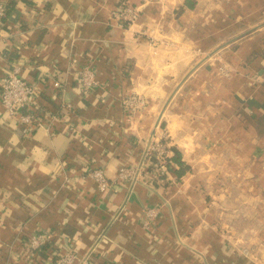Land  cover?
<instances>
[{"label": "crops", "instance_id": "1", "mask_svg": "<svg viewBox=\"0 0 264 264\" xmlns=\"http://www.w3.org/2000/svg\"><path fill=\"white\" fill-rule=\"evenodd\" d=\"M119 1L15 0L0 21V91L20 66L40 119L9 117L0 97V264L68 250L95 264H264V0H130L128 27ZM133 93L147 104L130 116ZM162 128L190 166L179 180L98 187L92 170L145 165Z\"/></svg>", "mask_w": 264, "mask_h": 264}, {"label": "built area", "instance_id": "2", "mask_svg": "<svg viewBox=\"0 0 264 264\" xmlns=\"http://www.w3.org/2000/svg\"><path fill=\"white\" fill-rule=\"evenodd\" d=\"M9 0H0V21L6 16V5ZM140 11L134 6L130 0H120L114 11V16L119 24L124 27L131 26L137 20ZM222 68H225L223 66ZM227 69V68H226ZM229 74V70H225ZM78 79L82 94L88 96L91 90L98 84V79L94 69L90 65H84L78 71ZM264 84V78H263ZM55 86L62 89V84L55 81ZM35 93L34 85L23 76L21 67L16 66L7 76L2 79L0 97L2 105L6 113L11 118L21 121L26 126H34L40 119L38 113L32 111L34 105L33 95ZM127 114L134 116L138 111H141L147 104L145 97L133 93L126 96L124 99ZM45 117L56 119L57 115L45 112ZM161 135L155 139L149 147L148 153L153 159H148L145 165L133 166L123 165L120 167L115 178H110L106 170L98 167L90 172V176L95 180L101 190H107L124 181H139L149 177V182H155V178L159 175H170V167L175 166V163L167 156L171 154L170 146L168 145L167 131L162 128ZM146 166V167H145ZM152 166V169L150 168ZM147 176V178H146ZM160 209L157 207L148 208L146 211V224L154 222L159 215ZM49 238L48 234H38L30 237L26 243L28 250L36 251L40 249ZM55 264H95L90 256L80 255L73 250H68L58 254Z\"/></svg>", "mask_w": 264, "mask_h": 264}, {"label": "trees", "instance_id": "3", "mask_svg": "<svg viewBox=\"0 0 264 264\" xmlns=\"http://www.w3.org/2000/svg\"><path fill=\"white\" fill-rule=\"evenodd\" d=\"M14 1L15 0H10L7 5H6V16L3 17L2 19H6V17L8 16V14L10 13L11 9L14 6ZM153 159V157L151 156L150 153L147 154V160L148 159ZM167 159L173 161L175 163V166L170 167V172H173L176 177L177 180H179L189 169L190 166L189 164L185 163L182 159V155L180 153L179 150L175 149L173 154H170L169 156H167ZM152 169V166L150 167ZM171 178L169 175L167 174H163V175H159L157 178H155V182L154 185H162L164 187H166L169 183H171Z\"/></svg>", "mask_w": 264, "mask_h": 264}]
</instances>
